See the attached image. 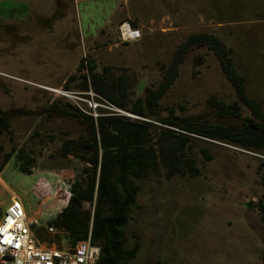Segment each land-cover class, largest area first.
Here are the masks:
<instances>
[{
  "label": "rangeland",
  "instance_id": "obj_1",
  "mask_svg": "<svg viewBox=\"0 0 264 264\" xmlns=\"http://www.w3.org/2000/svg\"><path fill=\"white\" fill-rule=\"evenodd\" d=\"M126 1L131 6L138 0ZM141 2L144 13L126 20L132 28L142 22L137 40H123L118 29L110 45L105 42L85 50L73 12L52 18L69 26L66 37L60 39L63 29L56 26L47 33L49 22L38 13L24 15L23 29L5 26L7 2L0 0V112L9 124L6 130L0 129V147L3 153L24 149L35 159L31 174L14 169L15 153L4 166L0 209L3 213L7 207L10 189L24 200L29 213L38 208V202L44 210L54 202L56 212L67 204L37 201L35 195L44 199L45 194L43 181L37 178L46 176L48 182L69 188L74 168L80 166L71 156L63 158L59 148L86 132L84 125L65 114L71 111L67 104L86 109V101L94 98L90 88L79 89L85 69L68 81L85 58L102 79L116 81L123 76L128 104L141 99L149 116V143L166 131L178 141L181 133L189 134L182 129L185 125L213 136L189 134L182 149L185 165L179 173L169 175L161 165L138 181L136 204L123 228L125 246L137 248L128 264H262L264 227L257 203L264 202V144L245 148L224 138V132L238 137L264 120V0ZM27 9L31 0L18 1L13 7L18 12ZM202 33L225 45L226 58L256 109L240 98L204 43L189 47L161 98L147 100L162 82L177 47ZM115 110L124 117L139 118ZM54 217L50 209L43 211L35 231L46 242L66 245L65 233H48L44 228Z\"/></svg>",
  "mask_w": 264,
  "mask_h": 264
},
{
  "label": "trees",
  "instance_id": "obj_2",
  "mask_svg": "<svg viewBox=\"0 0 264 264\" xmlns=\"http://www.w3.org/2000/svg\"><path fill=\"white\" fill-rule=\"evenodd\" d=\"M197 43H204L213 50L240 98L245 104L256 109L257 106L244 94L242 78L233 68L230 59L226 58L225 45L217 37L205 33L191 35L185 43L177 47L162 82L150 93L147 100L155 102L161 98L173 82L177 65L183 55L191 45ZM82 69H85V73L81 74L82 83L79 89L87 91L90 88L94 92L93 99L105 107H97L98 115L94 117L74 105L67 104L71 111L65 114L84 125L86 132L78 139L64 141L59 148V154L63 158L71 156L80 166L74 168L73 177L68 181L67 204L46 224L65 233L68 244H75L90 237L91 242L101 248L97 264H128L134 258L137 248L128 249L125 246L123 228L128 222L130 209L136 204L138 181L146 174L156 172L161 165L167 169L169 175L179 173L185 165L182 149L189 134L208 138L213 136L185 125L182 129L189 134L181 133L178 141H174V135L166 131L160 133L156 142L149 143V116L141 99H137L131 105L127 103V88L123 84V76L116 81L105 77L102 79L95 73L94 66H90L84 58L80 60L74 73L68 77V81H73L77 72ZM211 99L215 100L213 97ZM216 103L223 106L218 101ZM115 109L132 113L139 118L124 117ZM163 123L174 125L170 121ZM8 126L7 117L0 112V129L6 130ZM251 128H245L238 137H233L226 131L224 138L231 142L235 141L245 148L263 145L264 120L262 125L253 127L256 129ZM3 152V148L0 147V173L14 153V169L22 174L32 173L35 159L24 149H14L12 153ZM257 208L264 227V202L260 199ZM1 215L0 209V217ZM35 234L40 241H46L39 235L38 230ZM261 261L264 264V240Z\"/></svg>",
  "mask_w": 264,
  "mask_h": 264
},
{
  "label": "crops",
  "instance_id": "obj_3",
  "mask_svg": "<svg viewBox=\"0 0 264 264\" xmlns=\"http://www.w3.org/2000/svg\"><path fill=\"white\" fill-rule=\"evenodd\" d=\"M18 1L20 2L22 0H6L7 15L6 19H3L5 26L10 27L11 29H13L14 26H20L18 29H23L24 24L20 23L24 20L26 21V19H24V15L28 12L32 15H36L38 13L37 17L40 16L44 20H46L45 22H49V26H47V33H51L52 29L56 26L60 27V30L63 29L61 32L62 34L59 37L61 39L62 37H66V32H68L67 29L69 26L66 25L67 23L61 22L62 20L58 22L60 24H58L57 22L54 23L52 22V18L55 15H58V13L69 15L70 12H73L72 14L75 15L74 18H76L75 26L80 33L85 50H88L89 48L92 49V47L94 46L103 45L105 44V42L110 45L111 38H117L115 33L116 30H118V25L121 22L130 20L134 15L142 14L145 11L142 7L141 0L136 1L131 6L127 4L126 0H31V9L18 12L13 10V7L17 4ZM36 7L44 9L39 12L34 10ZM37 17L33 18L37 19ZM137 24L138 25L134 28H137L141 31L143 26L142 22H138ZM45 37L47 38L46 35ZM46 40L49 41V38ZM95 49L96 48H94L93 50ZM38 176L39 177L37 179H39V181H43L41 185L45 187V194L43 195L44 199H40V197L35 195L37 201L63 202V200H68L69 192L67 187L64 188L60 186L58 182H48V178L46 176ZM16 194L22 200L27 213L30 215L36 214L38 217H40L42 212L46 209H50L51 213L56 212V204L54 202L48 204L45 207V210L40 207V204L38 202V208L34 212L29 213L24 200L18 193Z\"/></svg>",
  "mask_w": 264,
  "mask_h": 264
},
{
  "label": "built area",
  "instance_id": "obj_4",
  "mask_svg": "<svg viewBox=\"0 0 264 264\" xmlns=\"http://www.w3.org/2000/svg\"><path fill=\"white\" fill-rule=\"evenodd\" d=\"M118 29L126 41L137 40L141 34L126 21ZM86 102V109H79L94 117L98 115L96 108L104 106L93 99ZM8 196L7 207L0 217V264H97L101 248L91 242L90 237L66 245L40 241L35 234V229L41 226L39 217L27 213L13 190H9ZM59 212H54V216ZM44 228L48 233L56 232L53 226L45 225Z\"/></svg>",
  "mask_w": 264,
  "mask_h": 264
},
{
  "label": "bare ground",
  "instance_id": "obj_5",
  "mask_svg": "<svg viewBox=\"0 0 264 264\" xmlns=\"http://www.w3.org/2000/svg\"><path fill=\"white\" fill-rule=\"evenodd\" d=\"M66 203H67V201L66 200H63L62 204H66Z\"/></svg>",
  "mask_w": 264,
  "mask_h": 264
}]
</instances>
